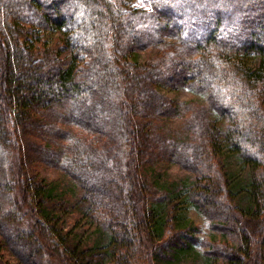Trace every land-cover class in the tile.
<instances>
[{
    "label": "trees",
    "instance_id": "obj_1",
    "mask_svg": "<svg viewBox=\"0 0 264 264\" xmlns=\"http://www.w3.org/2000/svg\"><path fill=\"white\" fill-rule=\"evenodd\" d=\"M143 1L0 0V246L24 264H168L196 247L264 264V0ZM182 88L202 116L165 92ZM169 162L192 179H158ZM77 208L98 240L65 226Z\"/></svg>",
    "mask_w": 264,
    "mask_h": 264
},
{
    "label": "rangeland",
    "instance_id": "obj_2",
    "mask_svg": "<svg viewBox=\"0 0 264 264\" xmlns=\"http://www.w3.org/2000/svg\"><path fill=\"white\" fill-rule=\"evenodd\" d=\"M126 6L128 8L132 9H146L147 5L143 0H125ZM58 35L57 31H50L48 33V37L50 39L55 38ZM175 41V40H174ZM159 51L158 48L156 47H149L147 49L142 50L139 53H134L132 55V60L143 62L145 61L148 57L157 54ZM250 62L253 63V65L256 64V58L250 59ZM167 95L169 97L177 99L179 101H188L187 104L184 103L187 107L190 109L189 114H197L202 116L204 113L202 111L198 110H193L192 106L197 105V101L203 102L204 97L200 94L195 93L194 91L190 90L189 88H182L179 90H172L168 89L165 90ZM206 109V106H205ZM206 111V110H205ZM204 111V112H205ZM183 119L180 116H175L173 119L168 121V125L170 127H178L183 123ZM115 139V138H114ZM108 145V144H107ZM230 166L236 173V177L240 180L246 179L248 177V169L247 167L243 166L239 159L232 157L229 160ZM7 169H10L8 167ZM157 178L161 179V181H165V179H175L179 180L181 182H184V179L191 180L192 179V173L189 172L186 168H184L182 165L169 162V163H164L160 164V166H157ZM42 171V174L48 178L49 181L51 180H56L57 182L61 183V185L64 187L65 185H68L67 182L70 180L66 175L62 172H60L57 169L53 168H47V167H41L40 169ZM190 182V181H189ZM69 187V186H68ZM15 197V194H14ZM244 204L247 205V200H243ZM72 209V207L70 208ZM78 209V208H77ZM187 210V219L191 221L193 224L200 226L202 231L199 232V234L202 237H214L216 236L215 233H213L215 230L209 227V224H211V221H209L207 218H205L199 211H197L193 206L189 205L186 208ZM79 210V209H78ZM80 211V210H79ZM81 213V214H80ZM83 214L82 212L78 211H71L66 218V227H71L72 225L75 224V231L77 232L76 235L78 237H82L84 240H98L100 238V235L102 236L103 234L100 232H95L96 230L94 229L95 224H93L90 220V218L84 216L82 217ZM105 242H108V236L105 235ZM223 238V236H222ZM0 240L3 241L4 238L0 236ZM200 247H196L193 252L186 254L182 258H180L177 261L168 263V264H206L205 258L203 257V254L201 252ZM3 260H6L9 264H24L23 262H20L18 257H16L13 252L9 249L8 246L5 245V247L0 246V264H4Z\"/></svg>",
    "mask_w": 264,
    "mask_h": 264
}]
</instances>
